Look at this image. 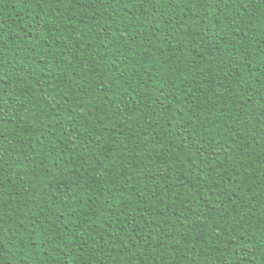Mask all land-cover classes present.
I'll use <instances>...</instances> for the list:
<instances>
[{"label": "trees", "instance_id": "1", "mask_svg": "<svg viewBox=\"0 0 264 264\" xmlns=\"http://www.w3.org/2000/svg\"><path fill=\"white\" fill-rule=\"evenodd\" d=\"M0 264H264V0H0Z\"/></svg>", "mask_w": 264, "mask_h": 264}]
</instances>
